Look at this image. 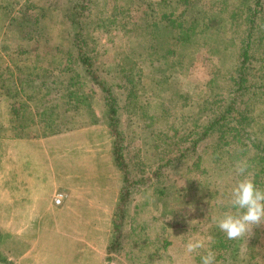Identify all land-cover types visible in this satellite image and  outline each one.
<instances>
[{
	"label": "rangeland",
	"instance_id": "obj_1",
	"mask_svg": "<svg viewBox=\"0 0 264 264\" xmlns=\"http://www.w3.org/2000/svg\"><path fill=\"white\" fill-rule=\"evenodd\" d=\"M54 1L0 0V128L2 127L0 135H4L0 137V210H3L2 207L6 210L1 211V214L10 213L7 202L12 194V136L18 135L20 131L17 128L23 123L21 129L23 135L43 137L50 129L46 127L54 115L58 116L60 121L64 118L68 119L61 125L62 127H59L58 133L72 132L68 134L69 138L67 137L65 143L62 141V146L77 139L84 143V147H89L90 142L93 141L95 147H100L97 142H101V164H92L90 169L85 168V173L81 175L79 171L73 170L70 176H80L77 183L81 186H94L96 193L100 195L101 205H109L111 201V193L105 189L111 184L106 174L107 169L112 173L110 176H115L112 172L113 137L107 127L105 94L100 86L85 76L83 67L76 59L72 26L59 8L51 6ZM64 1L60 0V4ZM158 1L151 0L157 12L160 10ZM191 1L195 13L220 9L223 13H230L237 4L236 0ZM93 2L96 9L98 6L101 8L98 17L102 18L103 22L108 20L106 23L108 25L106 30L102 28L103 23L98 22V25H94L95 21L89 22L88 15L95 8L92 4L85 7L86 30L93 33L89 39L91 45L88 56L95 76L104 80L117 98L122 154L132 178L139 180L138 184L128 186L131 194L124 204L126 220L123 222H126L120 227L121 241L114 250V256L110 258L114 260L112 264H201L200 257L204 254V250L186 254L185 244L191 238L208 237H211L215 264H264V225H254L251 232L237 239H228L215 227L213 217L230 210L218 207V202L223 201L226 204L229 195L226 199H222L219 195L210 198L209 184L205 177L207 171L201 168L203 165L199 155L200 150L204 148V142L210 141L213 145L218 144L219 148L224 145L226 148L224 152H228L230 148L233 151L240 149L245 152L244 155L252 157V154L256 153V143L259 142V138L264 141V130L256 134V124H264V111L261 112L264 108V97L256 100V96L252 94L251 102L254 109L242 119L243 123H248L245 130L240 129V125L237 127L239 119H236L235 114L229 113L226 119L220 120L221 123L212 129L211 134L207 133L209 135L206 136L205 141L198 142L196 149L191 150L186 158L180 157L177 160L178 154L189 144L188 131L197 127L202 128L203 124L200 123H203L206 117L214 120L226 106L223 99L227 101L229 99L221 95L224 90L220 89L219 94L218 88L224 86L230 72H234L231 61L233 58L211 56L204 47L194 48L191 57L187 55L183 58V70L170 79L171 90L187 93L190 97L188 102L203 100L212 87V92H217L212 94L219 102L217 106L212 107V111L206 114L204 112L202 115L196 114L195 107L188 108L186 103L178 101L176 95H171V90L164 91L162 96V91H158V87L153 88L152 91L151 86L145 85L144 88L141 83L137 84V89H134L128 78L130 75L137 76L135 73L138 72L117 71L118 68H123L125 61L129 64L130 59L136 58L137 62H140L141 47L150 42L144 30L136 29L134 24H131L136 23L141 28L145 25L144 20L152 17L149 15L151 8L147 5L148 2L143 1L138 8L135 6L130 9L127 7L129 4L124 0ZM180 9L181 7L178 10ZM259 13L263 18L262 30L264 7ZM240 28L242 32L243 25ZM261 32H256L255 28L254 48L251 51L253 58L247 62L249 67L245 84L250 91L257 85L256 80H263L264 84V35L261 37L262 42L256 40ZM144 53L146 55L145 51ZM218 63L226 67V72L222 71L220 74ZM36 64L40 68H35ZM13 66H17V69ZM140 67L143 68L142 77L148 81L152 77V67L147 62L141 63ZM10 73L13 76H10ZM49 73L52 75L50 78L56 80V87L59 85L64 87L65 83L69 85L67 82L69 77L74 78L75 84L76 80L79 81L76 96L84 95L86 104L83 103L78 111L65 112L61 93L50 92L48 97L41 100L37 88L40 86L41 77ZM25 76V80H29L26 90L31 93L28 97L18 89L20 82L24 83ZM156 77L158 78V75L153 76ZM211 79H215V82L212 86H208ZM77 132H87V134L89 132L95 135L91 137L92 139H83L82 135L77 137ZM219 136H224L220 142L217 140ZM57 138L59 140V137ZM85 140L87 142H84ZM105 142L109 146L107 154L104 151ZM218 147L214 148L220 151ZM59 153L60 149H51L47 161L44 155L38 156L36 171L38 198L47 196L52 182L60 184L59 179L61 175H65L66 166L69 163L74 164L71 162V155L60 163L62 159ZM52 161L54 162L52 166L50 164V167H44ZM261 164L264 165V162L249 167V174L256 169H263ZM117 172L121 175L119 170ZM258 185L259 188L264 189V183ZM43 204L38 202L39 207ZM12 227L11 218L0 217V264H14L23 248L30 245L22 241ZM65 239L53 234L41 235L35 245L34 256L37 255L39 259L41 250L45 251L44 247L49 245L52 250L48 255L52 257L53 264H81V262L98 264L94 256L88 254L92 251L83 245L84 243L75 245L74 242L70 243L69 238L65 237ZM74 245L81 247V250L84 249V257H78L77 261L73 258L72 262L68 263L63 256V249ZM31 254L28 260L33 258ZM4 260H7V263Z\"/></svg>",
	"mask_w": 264,
	"mask_h": 264
},
{
	"label": "trees",
	"instance_id": "obj_2",
	"mask_svg": "<svg viewBox=\"0 0 264 264\" xmlns=\"http://www.w3.org/2000/svg\"><path fill=\"white\" fill-rule=\"evenodd\" d=\"M93 1L97 0H65L63 4H60V0H55L51 3V6H53V8H59L65 18L70 22L73 30L72 39L76 44V59L80 63V66L83 67L82 70L85 76H88L93 83L100 86L105 94L104 100L107 113V127L113 137L111 147L114 162L113 165L116 167V170L120 171V178L122 181L118 194L119 201L116 207L117 214L113 219L110 242V250L114 251L117 249L116 247L118 246L119 241H121L120 235L122 232L120 227L124 219H121L120 217H124L126 214L124 204L128 201V196L131 194V190H129L128 186L129 184H138L139 180L132 178L122 154V147L120 144L121 134L118 130L119 116L117 98L112 93L111 87L106 85L104 80H100V78L98 79L97 76H95L93 65L88 56L89 45H91L89 39L93 33L86 30L87 22L84 21V18L86 17L85 7L89 4H92V6L95 5ZM124 1L129 4L127 5L129 9L131 7L135 8V6L138 8L143 1H147V5L151 8V13H149V15H152L148 20L143 19L145 25H142L143 27L141 28L136 23H131L134 24L136 29L144 30V33L149 36L148 38L150 40L149 43L143 44L141 47L142 53H140V59L137 56L140 62H137L136 58L130 59L128 60L129 64L125 61L123 63V68L117 69V71L126 70L133 73L138 72L135 73L137 76L130 75L128 78L129 81L132 82L134 89H137V84L142 83L141 85H143L144 88L145 85L151 86L152 91L153 88L158 87V91H162L163 96L164 91H170L172 89L169 86L170 79L180 74L181 70H183V58L187 55H190L189 57H191V51L194 48L199 49V47H204L206 52L211 56L219 55L221 58H226L228 56L233 58L231 61L234 65L232 68V70L234 69V72H230L227 83L218 88L219 94L220 89L224 90L221 95H225V97L229 99L228 101L223 99L226 106H224L222 108L223 110L215 116L214 120L206 117V120L203 123H200L203 124L202 128L197 127L188 131V135H190L189 144L178 154L179 156L177 157V160L180 159V157L186 158L191 150L196 149L198 142L205 141L207 138L206 136L209 135L207 133L211 134L212 129L216 127L218 123H221L220 120L226 119L229 113L232 115L235 114L236 119H239L237 127L240 125L239 128L245 130V126L248 125V123H243L242 119H245L254 109V105L251 102L252 94L256 96V100L259 97H264L262 96L264 95L263 80H256L257 85L252 91H250L247 84H245V81H247V68L249 67L247 62L250 58H253L251 51H253L254 48L253 37L255 28L256 32L262 31L259 36H257L259 38L257 39L256 37V40H259L257 42H262L263 38L261 37L264 35V29L261 30L263 18L259 13V10L264 7L263 0H236L237 4L230 13H223L221 9L209 12L199 11L198 13H195L191 6V0H159V12H157L156 8H153L151 0ZM135 2H137V4H135ZM93 7L95 10L88 15V21H95L94 25H98V22L103 23L102 28L107 30L108 24L106 25V23L108 20L103 22L102 18L98 17L101 13V8L99 6L97 9L96 6ZM180 7L181 9L178 10ZM3 13L4 12H2V15ZM39 15H41V13ZM241 25H243L242 32L240 28ZM236 29L237 33H235ZM144 51L146 52V55ZM143 62H147L148 65L152 67V77H150L148 81H145V77H142L143 68L140 67V64ZM13 67L17 69V66ZM36 67L40 68L38 64L35 65V68ZM217 67L220 74H222V71L226 72V67H224L223 64L218 63ZM18 69H20V67ZM17 71L18 70H16V72ZM154 75H158V78H153ZM217 75H219V73H217ZM10 76H13V74ZM51 76L52 75L49 73V75L41 77V82L39 83L40 86L37 88V91H39L38 96L41 100L44 99V97H48L50 92H56V94L61 93L60 96L63 102L62 105L65 107V112L74 110L78 111L81 109L83 103L86 104V98L84 95L79 94L80 96H76V89L79 85V81L76 80L75 84L74 78L69 77L67 78L69 85L65 83L66 85L64 87L63 85L56 87V80L51 79ZM25 79L26 76L23 78L24 83L20 82V85H18V89L25 93V97H28L31 94L26 90V85L29 83V80ZM72 81L74 84H70ZM213 82H215V79H211L208 86H212ZM11 86L14 85L11 84ZM4 88L7 87L4 86ZM212 91L213 87L210 88L205 98L198 102H188L190 97L187 93L182 94L171 90V95H176L177 100L181 103H186L188 108L195 107L196 114L200 113L202 115L203 112L206 114L212 111V107L217 106V103H219L218 100L214 98V95H212L217 92ZM60 96L58 95V98ZM257 102L258 101H256V104ZM263 111L264 108L261 112ZM57 117L55 115L51 117V120H49L46 127L50 129L47 130V134L45 135L58 133L60 130L59 127L68 121L67 118L60 121ZM184 121H186V119ZM22 126H24L23 123L17 128L18 131L23 129ZM0 129H2V127ZM263 130L264 124H256V134ZM223 137L224 136H219V139H217L218 142L222 141ZM204 143V148L200 150L199 155L201 157L200 161L203 165L201 168L203 170L206 169L207 171L205 177L209 184L208 194L210 195V198L217 195L221 196L222 199L227 198V195L230 194L231 187L240 179L234 171L235 165L239 161L246 160L250 167H254L255 164L264 162V141L261 138H259V142L256 143V153L252 154L253 156L250 158L244 155L245 152L240 149H235L233 151L230 148L228 152H224L226 149L224 148V145L219 148L218 144L213 145L210 141L209 143L207 141ZM214 147H218L220 151L216 150ZM223 153H225V155ZM261 166L263 169H256V171L250 173L251 178L258 187H260L258 183H264V165L261 164ZM257 225H264V222ZM4 261L7 263V260Z\"/></svg>",
	"mask_w": 264,
	"mask_h": 264
},
{
	"label": "crops",
	"instance_id": "obj_3",
	"mask_svg": "<svg viewBox=\"0 0 264 264\" xmlns=\"http://www.w3.org/2000/svg\"><path fill=\"white\" fill-rule=\"evenodd\" d=\"M70 133L72 132L35 137L25 136L20 131L18 135L12 136V194L11 199L7 202V209L10 213L1 214V211H6L2 207L0 217L11 218L12 230L20 235L22 241L30 244L23 248L14 264H53L52 257L48 255L49 251L52 250L49 245L44 247L46 252L41 250L39 259L33 253L40 236L51 234L60 236L63 240H66L65 237L69 238L70 243L74 242L75 245L84 243L83 245L92 251L88 254L94 256L98 264L114 263V260L112 261L110 258L114 256L115 251L110 250V242L113 219L117 214L119 189L122 183L120 174L114 168L115 166L112 169L115 176H110L112 173L107 169L106 174L109 176L111 184L105 190L111 193V201L109 205H101L100 195L97 194L98 192L96 193L94 186H81L80 183H77L80 176H70L73 170L79 171L81 175L85 173L84 169L89 170L92 164H101V142H97L100 147H95L94 141L90 142L89 147H84V143L77 139L62 146V141L65 143ZM80 135L84 139L91 138L95 134L77 132V137ZM3 136L0 135V137ZM106 143L104 144V151L107 154L109 146ZM54 148L60 149L59 154L62 159L60 163L66 160V157L70 158L71 155V162L74 164L69 163L66 166L65 175L60 176V184L52 182L47 196L38 198L36 191L38 156L44 155L47 161L49 151ZM93 151L94 153H92ZM53 163V161L49 162L44 167H50V164L52 166ZM58 196L60 202L55 204L54 199ZM38 202L44 204L39 207ZM125 216L120 218L126 220ZM16 242L20 241L16 240ZM75 245L66 246L63 249V256L68 263H71L73 258H76L77 261L78 257H84V249L81 250V247ZM30 254L33 258L28 260ZM25 258L27 260H24Z\"/></svg>",
	"mask_w": 264,
	"mask_h": 264
},
{
	"label": "clouds",
	"instance_id": "obj_4",
	"mask_svg": "<svg viewBox=\"0 0 264 264\" xmlns=\"http://www.w3.org/2000/svg\"><path fill=\"white\" fill-rule=\"evenodd\" d=\"M249 163L239 161L234 168L240 177L231 187L227 204L218 202V207L230 210L213 217V223L228 239H237L251 232L254 225L264 222V189L259 188L249 174ZM201 264H215V255L211 249V237L191 238L186 241V254L199 253Z\"/></svg>",
	"mask_w": 264,
	"mask_h": 264
},
{
	"label": "built area",
	"instance_id": "obj_5",
	"mask_svg": "<svg viewBox=\"0 0 264 264\" xmlns=\"http://www.w3.org/2000/svg\"><path fill=\"white\" fill-rule=\"evenodd\" d=\"M60 202V198H59V196L58 197H56L55 199H54V203L55 204H58Z\"/></svg>",
	"mask_w": 264,
	"mask_h": 264
}]
</instances>
